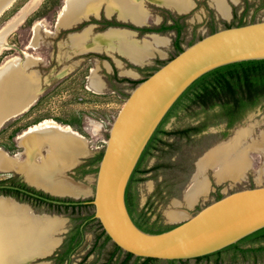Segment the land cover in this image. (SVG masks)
I'll list each match as a JSON object with an SVG mask.
<instances>
[{
	"label": "rangeland",
	"instance_id": "rangeland-1",
	"mask_svg": "<svg viewBox=\"0 0 264 264\" xmlns=\"http://www.w3.org/2000/svg\"><path fill=\"white\" fill-rule=\"evenodd\" d=\"M95 1L99 4L95 12L104 1L107 2V6L112 3V0ZM137 1L143 7L144 22L142 24H145L147 14L143 2ZM194 1V8L182 16L167 13L163 8L148 4L152 13L149 28H160L177 21L182 26V32L179 38L175 30L160 33L167 42V45L163 47H157L154 44L156 38L163 39L162 37H154L152 42H144L143 44L153 46L154 55L155 51L160 54L152 55L149 57L150 59L153 57L151 62L148 58L140 63L143 65L140 67L118 55L75 54L89 49L87 46L77 49V46L81 45V39L78 37L85 35L88 42L90 36L87 32L71 35L69 43H66L70 32H80L88 26L97 24L95 18H88L90 14L81 16L72 12L74 4L80 0H13L0 14V76L10 69L21 70L27 75L36 76L38 84L32 106L28 110L26 108L27 111L24 110L26 112L21 115V112L15 116L11 115L0 127V153L9 156L21 166V169L16 167L5 171L0 170V182L17 183L22 181L20 175H23L31 185L51 192L50 188L55 185L56 178L43 175L41 170L50 165L52 155L61 153L63 147L61 144L59 146L51 143L48 139L50 136H46L42 142L48 140L51 146L39 144L36 153L30 158L27 141L31 136L40 135L38 132L31 131L33 127L52 121L78 134L74 138L81 141L88 152L85 158H80L78 164L66 172L65 169L76 163L79 157L74 159L73 163L68 165L64 163L65 169L60 172L61 177L75 181L80 186L93 191L99 157L103 155L114 119L138 83L178 54L175 47L176 40L181 48L185 49L220 29L264 21V0H239L237 3L226 0L231 9L229 17H222L211 5L210 0ZM106 12L107 15L111 14L107 8ZM60 14L59 26L61 27H71L82 19H86L71 29L59 32L56 23ZM119 17L123 19L120 15ZM158 19H161V23L156 26ZM84 24L82 29L75 30ZM140 35L144 36V34ZM109 46H115L120 52L126 54L119 41H113ZM92 74L107 82L103 81V89L99 92L89 88V77ZM11 84L12 82L8 80L3 81L0 86L8 92L13 89ZM24 105L15 101V104L9 108L13 109L10 113L22 111ZM219 113L218 107L204 112L200 107L195 106L177 110L167 121L165 130L169 132L200 127L204 121L208 126L190 136H164L163 141L166 144H159L158 149L143 162L142 170L146 172L137 176L132 187L137 196L135 218L144 227L154 231L169 229L184 222L189 216L218 200L220 196L264 185V141H261L264 139V99L255 107L248 109L230 128L227 120ZM241 131L245 133L240 140V147L251 148L248 152L250 169L246 176L237 181L225 180L219 183L216 174L220 170V165L217 164L209 165L204 174L199 175V163L211 153L227 145ZM247 144L248 147H246ZM197 178L206 180L209 190L193 205L188 202L187 195L195 187ZM2 197L11 198L28 206L30 208L28 212L36 218L45 215V218L53 217L61 224L55 233L53 232L54 238L59 242L55 250L49 256L31 260L28 264H58L56 254L64 249V243L70 239L72 231L82 225L86 218L94 215V207L91 205L67 208L23 195L14 197L13 194L0 191V198ZM186 197L188 203H186ZM92 198L89 194L77 201H90ZM61 199L70 198L65 196ZM174 213L177 217L172 216ZM102 231L98 221L85 226L84 240L73 254L71 264H122L126 260V253L122 251H118L113 256L116 247L112 241L104 244V238L100 236ZM260 247H264V241L246 244L242 248L246 250ZM142 262L132 258L127 264ZM154 264L168 263L160 261ZM177 264H264V253H242L232 249L219 256L186 260Z\"/></svg>",
	"mask_w": 264,
	"mask_h": 264
},
{
	"label": "water",
	"instance_id": "water-1",
	"mask_svg": "<svg viewBox=\"0 0 264 264\" xmlns=\"http://www.w3.org/2000/svg\"><path fill=\"white\" fill-rule=\"evenodd\" d=\"M261 60H264V21L220 29L203 37L132 90L111 126L99 162L95 188L90 190L92 200L77 201L85 196L46 191L31 185L20 175L22 181L37 190L56 198L67 196L74 201L50 200L23 192L57 206H93V219L101 224L113 244L137 258L194 260L237 244L264 229V185L224 195L184 222L160 233L147 232L134 222L126 195L130 180L152 137L183 94L204 75L218 68ZM49 143L48 140L43 141L41 146H48ZM0 189L12 188L2 186ZM41 218L45 219V215ZM57 245L58 242L50 250L37 252L30 259L49 256Z\"/></svg>",
	"mask_w": 264,
	"mask_h": 264
},
{
	"label": "bare ground",
	"instance_id": "bare-ground-1",
	"mask_svg": "<svg viewBox=\"0 0 264 264\" xmlns=\"http://www.w3.org/2000/svg\"><path fill=\"white\" fill-rule=\"evenodd\" d=\"M10 1L12 0H2L0 3V12ZM153 1L173 3L181 12L187 11L189 6V0ZM213 1L217 5L221 14H229V9L224 0ZM98 6L99 4L95 0H80V2L74 4L72 12H75L76 15L78 13L81 16H87L94 13ZM142 8L143 7H141V4L138 3L137 0H112V3H109L107 6L110 13L116 10L124 20L132 21L137 25L144 22V11ZM61 22L64 21L61 20ZM78 38L81 39L80 43L83 46L79 45L77 46V49L85 48L88 43L86 36L81 35ZM74 40H76V38ZM113 41H119L125 50V55L137 64L145 62L149 57L154 55V48L152 45L140 44L133 40L130 34L124 32H111L106 38H103L100 43H103L101 44L102 46L104 43L110 45ZM100 43L95 42L93 48L96 49ZM154 44L157 47H163L167 45V42L164 38H156ZM36 78V76L27 75L21 70L10 69L6 71V73H2L0 76V85L3 81L10 80L13 89L6 92L0 86V127L11 117V115H17L26 110V108L32 104L36 98L38 84ZM15 101H19L21 105L25 104L24 109L11 114L10 111L13 109L9 108L15 104ZM31 131L38 132L40 135L31 136L30 139L28 138L27 145L30 158L36 153L35 151L37 150L38 145L41 144L46 136H50L48 139L51 143H55L56 145L61 144L63 147L61 148L63 150L61 153H54L51 150L54 154L52 155V160L49 161L50 165L41 170L43 175L56 178L55 185L50 188L51 192L55 194H67L75 197L89 195L91 193L89 189L82 187L79 184L72 183L69 179L63 178L60 175V172L65 169L64 163L67 165L68 163H73L74 159L87 153L85 145L74 138V136H77L78 134L68 128H63L52 121L37 125L33 127ZM244 133L245 132L243 131L238 132L227 145L221 147L219 150L211 153L207 158L203 159L198 166L199 175H203L206 167L209 165L214 166L216 164L220 165V170L216 174V177L220 182L229 178L238 180L241 175H244L248 167V158L246 157L247 149L240 147V140L244 136ZM261 141H264V139ZM246 147H248V144ZM257 149L258 148H256V150ZM16 167L21 169L19 163L15 160H11L9 156L0 153V170L5 171ZM208 190L209 186L207 181L197 178L195 187L189 192L188 202L193 204L201 195L207 194ZM28 211L29 210L26 206H17L13 203V200L9 198H0V264H21L22 262L23 264H26L28 258L37 254V252L46 251V249L51 248L56 244L51 235L59 226H61L59 221L52 218H36ZM172 216L177 217V214L174 213Z\"/></svg>",
	"mask_w": 264,
	"mask_h": 264
},
{
	"label": "trees",
	"instance_id": "trees-1",
	"mask_svg": "<svg viewBox=\"0 0 264 264\" xmlns=\"http://www.w3.org/2000/svg\"><path fill=\"white\" fill-rule=\"evenodd\" d=\"M105 24L106 26L130 28L132 30L140 32L141 34L165 33L168 31L175 30L177 32L178 38L180 37L181 32H182V26L179 25L178 23H176L175 25H170V26L163 25L160 28H148V27L140 28V27H135L133 25H128V24L119 23V22L110 23L108 21H106ZM84 26L85 24L81 25L79 28L75 30L78 31L82 29ZM175 47L178 53L184 50L183 48H181L178 40H176ZM262 99H264V60L247 61V62H241V63L224 66V67L218 68L204 75L202 78L196 81L183 94V96L178 100V102L171 109L167 117L164 119V121L162 122V124L160 125V127L158 128L154 136L152 137L145 152L143 153L141 160L131 178V181H130V184L127 190V203L129 207H131V203H132L131 200L128 198L131 184L137 180L138 175L144 174L146 172L142 170V164L146 160V158L149 157L151 154H153L154 150L158 149L159 144L161 143L166 144L165 141L162 140V136H172V135H178L182 137L190 136L192 133L198 132L202 129H206L208 126L207 122L204 121L200 127L189 128V129H186L180 132L166 131L164 128H165L167 121L173 114L177 112V110L189 109V108H193L197 106V107H200L202 111L209 112L213 110L214 108L218 107L220 110L219 115H221L224 119L227 120L228 127L230 128L234 126L235 123H237V121L241 119V117L245 114V112L248 109L255 107ZM101 158H102V155L99 157V160H101ZM6 183L7 181H1L0 185L6 184ZM20 185L24 188H27V186L24 183ZM30 190L34 191L33 189H30ZM0 191L4 192L3 190H0ZM36 193H38L39 195L43 197L51 199V200H59V201H64V202L74 201L72 199L66 200V199L52 197L42 192H36ZM7 194H11V193L8 192ZM222 197L223 196H220L218 199ZM132 205L136 206L135 203H132ZM65 207L78 208L76 206H65ZM79 208H82V207H79ZM131 211H133L132 208H131ZM136 224L141 229L147 232H151V233H160V232L173 228L171 227L166 230L154 231L153 229L144 227L137 220H136ZM83 231L84 229H81V225L77 226L76 230L74 231L75 236L72 238V241L75 240L77 236L82 235ZM105 235L106 234L103 231L101 236H105ZM109 241H110V238L106 235L104 244ZM260 241H264V229L246 237L245 239L241 240L237 244L232 245L220 252H217L215 254H212V255H209L203 258H198L197 260L206 259L211 256H219L220 254L226 251L232 250V249H235L238 252H242V253H249V252L256 253V254L264 253V247H260L257 249L249 248L246 250L242 248L246 244L260 242ZM115 247L117 251H122L116 245ZM70 251L61 255L58 258L60 264H63L65 262V260L67 259L68 253ZM132 258H136L137 261L142 260L143 262L141 264H154L156 262L161 261V260H156V259L137 258L129 253H126V260L122 264H127L128 261L131 260ZM166 262L168 264H177L178 262H184V261H166Z\"/></svg>",
	"mask_w": 264,
	"mask_h": 264
},
{
	"label": "crops",
	"instance_id": "crops-1",
	"mask_svg": "<svg viewBox=\"0 0 264 264\" xmlns=\"http://www.w3.org/2000/svg\"><path fill=\"white\" fill-rule=\"evenodd\" d=\"M68 1V0H67ZM211 1V5L212 6H214V8L218 11V13L222 16V17H229L230 15H231V9H230V7H229V5L227 4V2H226V0H224V2H225V4H226V6H227V8L229 9V14L228 15H223V14H221L220 12H219V10H218V8H217V5L215 4V2L214 1H212V0H210ZM234 3H237L239 0H232ZM142 2H143V5H144V9L146 10V14H147V16H146V22H145V24H142V25H137V24H135L134 22H132V21H129V20H124V19H120V17H119V15H118V12L115 10V11H113L111 14H109V15H107V12H106V8H107V2H103L102 4H101V7H99V9H98V11L97 12H95V13H93V14H90L89 16H88V18H90V17H93V18H95V19H97V20H101L102 19V14H104V17L106 18V19H108V20H113L114 18H116L117 19V21H119V22H122V23H126V24H133V25H135V26H137V27H144V26H147V27H150V25H149V19H150V16L152 15V13H151V11H150V9L148 8V4H152V5H154V6H156V7H160V8H165V9H168V10H170V11H172L173 13H175V14H177V15H183V14H186V13H188L190 10H192L193 8H194V6H195V1L194 0H189V6H188V10L187 11H183V12H181V11H179V9L172 3H165V2H155V1H152V0H142ZM64 8H65V6H64ZM64 8H63V10H64ZM63 10H62V12H63ZM62 12H61V14H62ZM61 14L59 15V17H58V20H57V23H56V26H57V30L59 31V32H61V31H65V30H68V29H71L72 27H74V26H76L77 24H80V22H82L83 20H85V19H82L80 22H78L77 24H75V25H73V26H71V27H61V26H59V20H60V16H61ZM87 18V19H88ZM161 23V19H158V20H156V23H155V25L156 26H158L159 24ZM100 28V26L98 25V24H94V25H91V26H88L87 28H85V29H83V30H81L80 32H75V33H71L70 35H69V37H68V40H67V42L66 43H69V40H70V38H71V35L73 36V35H77V34H83V33H89V40H88V43H87V46H88V50L87 51H85V52H83V53H75V54H99V55H102V54H104V55H107V56H112V55H118V56H121V57H123L126 61H128L129 63H131V64H133V65H135V66H143V65H140V64H136V63H134L133 61H131L125 54H123L122 52H120L119 51V49H117L115 46H109V45H106L107 43H104V45L102 46L101 44H103V43H100L101 42V40L103 39V38H106V36L108 35V34H110L111 32H124V33H128V34H130L131 35V37L133 38V40H135V41H137L138 43H140V44H143L145 41H150V42H152L153 41V39H154V37H162V38H164V36L163 35H161L160 33H147V34H145L143 37H141L140 36V33L139 32H137V31H134V30H131V29H128V28H118V27H109V28H107V29H105V30H98ZM145 37H147V38H149V39H146ZM91 42V43H90ZM95 42H98V43H100L99 45H98V47H96V49H94L93 48V45H94V43ZM91 45V46H90ZM73 53V52H72ZM157 54H160V52H158V51H155V55H157ZM154 55V56H155ZM153 59V57L150 59V62H151V60ZM146 64H148V63H146ZM146 64H144V65H146ZM90 78V81H89V88L91 89V90H93V91H96V92H99V91H101L102 89H103V85H104V80H100L99 78H97V77H95L93 74L89 77ZM96 88H95V87ZM94 87V88H93ZM49 147L51 146V144L49 143V145H48ZM87 149V148H86ZM249 151H251V148H248L247 150H246V157L248 158V152ZM88 153V152H87ZM87 153L84 155V156H79V158H78V160H77V162L76 163H74L73 165H71V166H69L67 169H65V172L68 170V169H71L73 166H76V164H78V162H79V160H80V158H85L86 156H87ZM249 169H250V162H249V158H248V168L246 169V171H245V174L244 175H241L240 177H239V179L238 180H240L241 178H244L245 176H246V174L249 172ZM65 172H64V174H65ZM65 177H67L66 176V174H65ZM68 179V178H67ZM225 180H231V181H233V179L232 178H229V179H225ZM225 180H223V181H221V182H224ZM217 181H218V179H217ZM235 181V180H234ZM237 181V180H236ZM219 183H221L220 181H218ZM43 189V188H42ZM45 190V189H44ZM47 191V190H46ZM50 192V191H49ZM188 196V195H187ZM202 196V195H201ZM3 198H5V197H3ZM9 199H11V198H9ZM11 200H13V199H11ZM186 203H188L187 202V197H186ZM197 202V201H196ZM195 202V203H196ZM13 203L14 204H16L17 206H20V205H23V204H20V203H18V202H16L15 200H13ZM194 203V204H195ZM193 204V205H194ZM26 206V205H25ZM192 206V205H191ZM27 208H28V210L30 209L28 206H26ZM30 211V210H29ZM55 233V232H54ZM54 240H56L55 238H54V235L53 236H51ZM57 241V240H56ZM58 242V241H57ZM58 244H59V242H58ZM34 256V255H33ZM31 260H35V259H30V258H28L27 259V263L26 264H28ZM21 264H23V262L21 263Z\"/></svg>",
	"mask_w": 264,
	"mask_h": 264
},
{
	"label": "flooded vegetation",
	"instance_id": "flooded-vegetation-1",
	"mask_svg": "<svg viewBox=\"0 0 264 264\" xmlns=\"http://www.w3.org/2000/svg\"><path fill=\"white\" fill-rule=\"evenodd\" d=\"M167 13H169L170 12V14H173V12L172 11H170V10H168V9H165V8H163ZM175 14V13H174ZM103 16H102V18H104V19H102L101 21H99V20H97L96 19V21H97V24L100 26V28H101V30H105V29H107V28H109V27H116V26H106V24H105V22L106 21H108V22H110V23H115V22H119V21H117V19L116 18H114L113 20H108V19H106L105 17H104V14H102ZM179 16H182V15H179ZM119 23H122V22H119ZM177 23V21L176 22H174V23H172V24H169V25H166V26H170V25H175ZM124 24H126V23H124ZM128 25H133V24H128ZM133 26H135V25H133ZM135 27H137V26H135ZM144 27H147V26H144ZM118 28H121V27H118ZM140 28H143V27H140ZM149 28V27H148ZM128 29H130V28H128ZM132 30V29H131ZM135 31V30H134ZM138 32V31H137ZM70 33H75V32H70ZM140 33V32H139ZM141 34V33H140ZM147 34V33H146ZM145 35V34H144ZM141 36V35H140ZM85 55V54H84ZM105 81V83H107L106 82V80H104ZM165 129V128H164ZM167 131V130H166ZM163 137L164 136H162V140H163ZM131 181V180H130ZM22 183H24L23 181H20L19 183L17 182V183H12V184H3V185H0V187H2V186H6V187H10V188H12V189H0V190H3L5 193H8V192H10L11 194H13L14 195V197H17L18 195H23V196H27V197H29V198H31V199H34V200H38V201H41V202H44V201H42V200H39V199H37V198H35V197H32V196H30V195H28V194H26V193H24L23 191H28V192H31V193H34V194H37V195H39L38 193H36V192H42V193H44V194H47V193H45V192H43V191H41V190H37L36 188H34V187H32V186H29L27 183L25 184L26 186H27V188H24V187H22L20 184H22ZM130 184V183H129ZM132 185H133V183L131 184V187H130V190H129V196H128V198L131 200V202L132 203H135L136 204V201H137V196H136V192H135V190H133V187H132ZM129 187V186H128ZM16 188H18L19 190H15ZM28 188H30V189H33L34 191H32V190H30V189H28ZM18 193V194H17ZM47 195H49V194H47ZM39 196H41V195H39ZM49 196H51V195H49ZM43 197V196H42ZM53 197V196H52ZM46 198V197H45ZM48 199V198H47ZM51 200V199H50ZM126 201H127V195H126ZM44 203H47V202H44ZM132 203H131V207H129V205H128V203H127V206H128V210H129V212H130V214H131V216H132V218H133V220H134V222L136 223V218H135V212H134V208H135V206H133L132 205ZM48 204H50V203H48ZM51 205H53V204H51ZM76 207H84V206H88V205H75ZM63 207H65V206H63ZM131 208H132V210L133 211H131ZM94 221H97V220H94L93 219V216H91V218L90 217H88V218H86L85 219V221H84V223L81 225V229H85V226H87L88 224H90L91 222H94ZM101 225V224H100ZM102 227V226H101ZM103 229V228H102ZM76 230V228L72 231V233H71V236H70V239L68 240V241H65V247H64V249L61 251V252H59L58 254H56L57 256V261H58V264H60V262H59V260H58V258L61 256V255H63V254H65V253H67L68 251H70V249H71V251L68 253V256H67V259L65 260V262L63 263V264H71V258H72V256H73V254L76 252V250H77V248L82 244V242H83V240H84V231H83V234L82 235H80V236H77V238L75 239V240H73L72 241V238L75 236V231ZM103 232V231H102ZM102 235V234H101ZM100 235V236H101ZM101 238H104V241H105V238H106V235L105 236H101ZM103 241V242H104ZM111 241V240H110ZM117 250H115L114 252H113V256L115 255V253L117 254Z\"/></svg>",
	"mask_w": 264,
	"mask_h": 264
}]
</instances>
